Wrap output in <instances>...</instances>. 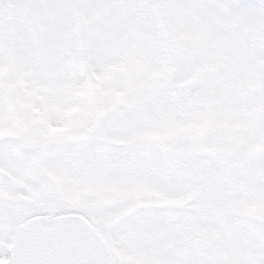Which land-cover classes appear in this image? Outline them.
I'll return each instance as SVG.
<instances>
[{
    "label": "snow or ice",
    "instance_id": "obj_1",
    "mask_svg": "<svg viewBox=\"0 0 264 264\" xmlns=\"http://www.w3.org/2000/svg\"><path fill=\"white\" fill-rule=\"evenodd\" d=\"M0 264H264V0H0Z\"/></svg>",
    "mask_w": 264,
    "mask_h": 264
}]
</instances>
